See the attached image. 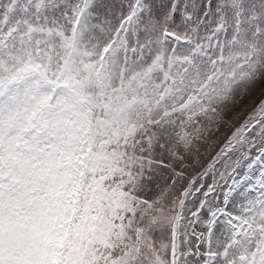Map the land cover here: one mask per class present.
Masks as SVG:
<instances>
[{
  "label": "rangeland",
  "instance_id": "rangeland-1",
  "mask_svg": "<svg viewBox=\"0 0 264 264\" xmlns=\"http://www.w3.org/2000/svg\"><path fill=\"white\" fill-rule=\"evenodd\" d=\"M55 1L25 0L26 6L21 8V11L29 10L28 14L37 21L40 18L47 21L52 19L51 10L56 8ZM16 2L17 0H14L12 3L11 12L19 8ZM195 2L192 0V4L200 9L199 14L194 12L191 16L195 27V36H192L195 45L191 44L185 48L173 45L170 48L157 40L154 41L155 45H152L146 38L147 44L142 47L146 53H150L153 47L163 48L167 52L157 54L149 68L134 72L126 79L123 77V70L119 72L118 80L114 72L120 42L102 53L99 64L96 65V57L100 54L97 45L100 43L101 33L94 30L91 19L86 21L87 16L76 37L75 29L71 31L72 38H69L70 28L63 29L61 35L55 37L54 31L49 30L48 34L40 27L29 29L33 32L32 36H19L18 43L12 45L15 46L16 53L18 49L25 48L30 54L29 63L41 67L42 71L47 67L52 73L58 72L55 76L56 82L60 80L69 84L63 96L61 94L52 103L51 111L47 113L38 105L40 98L48 100L46 87L51 81L44 80L39 72L33 71L34 80L19 99L18 90L22 85L20 80L14 81L7 88H0V158L14 154V144L19 135L24 134V130L28 134H34V146L24 147L28 151H33L36 146H42L44 143L48 146L57 135L53 130L62 133L68 130L69 134L63 136L64 146H74V142L80 140L79 128L83 126L81 121H87L88 115L103 109H106L104 115L107 123L121 124L117 131L105 126L101 129L99 139L102 140V146L110 151L114 143L111 145L109 142L125 139L136 125L139 124L140 127L146 123L154 124L167 120L177 111H199L210 97L220 96L223 91L220 92L219 89L226 86L234 75H241L244 68L243 77L264 46V3L255 0H216L201 8L200 3ZM141 10L142 7L138 5L133 13L137 16L132 23L134 33H138ZM208 21L219 25L208 32L207 28L211 25ZM55 39L58 40L57 44ZM94 41L96 47L90 45ZM121 41L126 44L124 38ZM7 52L0 53V69L10 73L14 69L10 64L14 54L11 53V59L5 61L3 58ZM60 92H63L62 88ZM38 93L40 94L37 95ZM19 100L23 101L19 103ZM7 109L9 111L4 113ZM226 127L227 125H224L217 136L210 139L212 146L220 140ZM35 155L31 153L26 158L30 160ZM189 156L194 160L196 158L194 154ZM203 157L205 153H199L198 158ZM26 165L28 164H25L24 172L28 175L30 169ZM6 175L11 178V187L20 185L16 170H11L10 173L4 170L0 180ZM1 205L0 197V245L5 248V245L10 243L8 250L12 254L11 259L22 255L17 264L21 263V259L22 264H27L32 260L33 251L37 249L31 248V244H36L37 236L33 229L37 223L30 227L28 233L17 224H10L8 232L3 229ZM23 205V212L26 214L34 207L26 203ZM37 205L35 208L41 216L50 204L45 207ZM46 225L44 221V227ZM84 239L86 240L87 236L84 235ZM4 257L0 251L1 264L8 261L7 256ZM53 259L54 257L50 259V264Z\"/></svg>",
  "mask_w": 264,
  "mask_h": 264
},
{
  "label": "trees",
  "instance_id": "trees-1",
  "mask_svg": "<svg viewBox=\"0 0 264 264\" xmlns=\"http://www.w3.org/2000/svg\"><path fill=\"white\" fill-rule=\"evenodd\" d=\"M252 86L253 85L248 87V91L246 90L247 93L240 96L235 95L233 107L228 110L226 117L224 118V122H228L230 118L228 126H233L234 123L241 120L264 96V77L253 87ZM206 147L207 146H204L203 149Z\"/></svg>",
  "mask_w": 264,
  "mask_h": 264
}]
</instances>
